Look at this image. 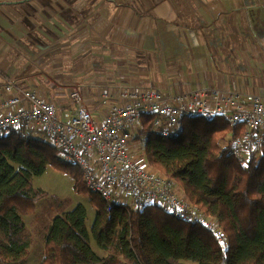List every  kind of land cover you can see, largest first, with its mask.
Wrapping results in <instances>:
<instances>
[{
  "label": "trees",
  "instance_id": "1",
  "mask_svg": "<svg viewBox=\"0 0 264 264\" xmlns=\"http://www.w3.org/2000/svg\"><path fill=\"white\" fill-rule=\"evenodd\" d=\"M149 120L143 119L134 138L148 165L174 180L201 212L219 220L226 248L202 227L156 205L107 212L89 191L96 206L90 233L86 210L79 205L52 221L41 260L28 263L31 238L22 216L32 214L45 196L33 188L32 178L59 161L47 143L15 130L0 136V264H264V151L239 166L232 146L244 128L232 126L224 114L185 121L170 139L149 133ZM74 177L75 190L85 191L78 171ZM91 239L101 256L91 249Z\"/></svg>",
  "mask_w": 264,
  "mask_h": 264
},
{
  "label": "crops",
  "instance_id": "2",
  "mask_svg": "<svg viewBox=\"0 0 264 264\" xmlns=\"http://www.w3.org/2000/svg\"><path fill=\"white\" fill-rule=\"evenodd\" d=\"M126 65L139 77L121 80ZM65 68L97 100L95 82L264 103V0H0V86L47 84L66 110L41 72L69 86Z\"/></svg>",
  "mask_w": 264,
  "mask_h": 264
},
{
  "label": "built area",
  "instance_id": "3",
  "mask_svg": "<svg viewBox=\"0 0 264 264\" xmlns=\"http://www.w3.org/2000/svg\"><path fill=\"white\" fill-rule=\"evenodd\" d=\"M117 72L125 81L139 77L137 68L129 65ZM92 88L98 92V100L85 87L56 97L58 102L66 100L76 106L64 117L44 92L21 82L0 86V136L15 130L29 135L40 131L59 161L79 171L87 190L102 200L107 212L115 207L129 212L156 205L182 222L202 227L221 249L226 248L219 220L192 205L174 180L154 171L142 149L134 152L141 145L134 138L142 130L140 120L144 118L150 117L149 133L170 139L181 133L185 121H209L224 114L232 126L244 128L232 146L233 157L244 168L252 153L264 151L262 99L253 96L242 103L238 98H221L216 91L208 96L170 95L153 87L122 83L95 82Z\"/></svg>",
  "mask_w": 264,
  "mask_h": 264
},
{
  "label": "rangeland",
  "instance_id": "4",
  "mask_svg": "<svg viewBox=\"0 0 264 264\" xmlns=\"http://www.w3.org/2000/svg\"><path fill=\"white\" fill-rule=\"evenodd\" d=\"M61 71L64 74H69L72 78H77L72 81V83H69V86H66L62 81V78L64 76H61V78L57 80L51 74L46 73L45 70H41L43 77L46 78L45 75L49 77L50 85L54 86L57 89H61L64 94L70 93L74 89H77V91L80 92L83 80L80 76H82V73H85L86 70H82V73L68 68H65ZM86 77L88 78V76ZM27 81L29 87H33V85L36 87H41L47 97H49V95H52V91L48 87L49 85L40 84L37 86L34 80L29 79ZM86 100L87 99H83L84 106H87L85 103ZM67 106L68 109L66 110L65 108L57 107L58 111L64 117L70 116L76 109V106L74 105ZM141 121L143 122V119L140 120V123ZM31 135L35 139L47 142L45 135L40 131L35 130L31 133ZM138 143L141 142H137V144ZM134 152L140 153L141 145L140 149H136ZM55 155L58 159L57 152H55ZM77 171L78 170L75 167L63 164L59 161L58 166L48 165L42 175L32 178L33 188L40 189L44 192L45 196L35 203V211L32 214L22 216L25 229L31 238L28 263H37L41 260L44 250L45 237L48 233L52 221L56 217L61 216L64 213L71 212L79 205L83 206L86 210L85 227L90 233L96 215V206L95 203L90 202V196L93 195H91V193L87 190L82 181L81 185H83L85 191L75 190L74 174L77 173ZM90 247L94 253L100 256L102 255L101 251L98 249L92 239L90 240ZM183 264L194 263L183 262Z\"/></svg>",
  "mask_w": 264,
  "mask_h": 264
}]
</instances>
